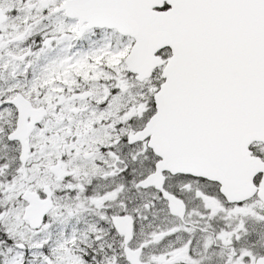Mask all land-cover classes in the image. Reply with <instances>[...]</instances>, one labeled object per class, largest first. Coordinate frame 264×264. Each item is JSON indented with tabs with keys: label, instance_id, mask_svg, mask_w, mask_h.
Segmentation results:
<instances>
[{
	"label": "snow or ice",
	"instance_id": "1",
	"mask_svg": "<svg viewBox=\"0 0 264 264\" xmlns=\"http://www.w3.org/2000/svg\"><path fill=\"white\" fill-rule=\"evenodd\" d=\"M0 264H264V0H0Z\"/></svg>",
	"mask_w": 264,
	"mask_h": 264
}]
</instances>
